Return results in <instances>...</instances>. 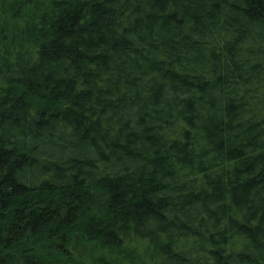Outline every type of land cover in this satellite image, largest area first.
Listing matches in <instances>:
<instances>
[{"label": "trees", "instance_id": "1", "mask_svg": "<svg viewBox=\"0 0 264 264\" xmlns=\"http://www.w3.org/2000/svg\"><path fill=\"white\" fill-rule=\"evenodd\" d=\"M0 264H264V0H0Z\"/></svg>", "mask_w": 264, "mask_h": 264}]
</instances>
